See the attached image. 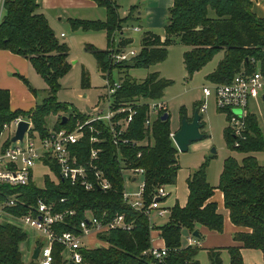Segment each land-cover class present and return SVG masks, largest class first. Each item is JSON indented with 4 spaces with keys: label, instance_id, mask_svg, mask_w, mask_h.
<instances>
[{
    "label": "trees",
    "instance_id": "obj_1",
    "mask_svg": "<svg viewBox=\"0 0 264 264\" xmlns=\"http://www.w3.org/2000/svg\"><path fill=\"white\" fill-rule=\"evenodd\" d=\"M93 1L98 7L105 9L106 22L70 20L71 25L83 31L104 30L108 35L117 28L121 29L124 21L117 16L116 3L113 0ZM38 10L35 0L2 2L0 50L25 57L46 86L44 90L36 91L23 79L34 95L37 96L38 92L44 94L41 102L27 114L21 111L11 112L9 92L0 90V133L3 124L16 117L27 116L34 131L44 136L48 131L47 118L66 111V107L56 101V93L59 90V79L68 69V48L58 43L45 16ZM164 32L163 40L154 34L145 33L138 55L116 66L110 65L108 50L87 48L94 57L99 73L115 68L121 75V88L115 95L116 102L130 101L138 97L161 98L163 90L170 82L161 78L158 73H150L141 83L128 78L126 73L131 68L147 69L163 62L173 36L188 48L183 53V65L190 76L219 52L223 53V58L207 76L213 84L228 83L241 69L251 72L257 64L264 71V18L253 12L251 0H173ZM128 43V40H121L119 45L126 47ZM89 87L88 75L83 70L81 88L85 90ZM145 113L144 107L138 110L127 137L135 141L148 138L149 145L125 149L124 155L133 166L144 169L143 200L144 205L148 206L158 187L174 184L179 166L178 151L170 138L168 120L161 121L159 118L152 124L149 132L142 126ZM180 114L186 116L184 109ZM73 115L67 117L63 125V116H60L53 129H72ZM75 115L81 117L80 113ZM224 139L230 151L242 155L240 161L232 156L224 160L217 187L223 194L224 207L229 212L231 223L247 230L235 233L233 240L240 243L242 248L260 250L264 258V163L260 165L254 156L257 153L264 154V136L259 130L255 115L249 113L246 117V140L239 147H233L234 138L227 129L224 131ZM85 145L81 143L82 150H86ZM112 151V146L107 144L101 164L112 182V189L108 192H86L61 180L58 183L52 182L46 176L43 188L36 187L33 182L23 187L0 185V197L15 196L18 200L17 206L9 209L14 215L26 214L29 206L35 205L37 200L51 205L58 212L74 211V216L54 227L57 233L70 231L78 234V226L85 218V212H90L104 221L123 215L125 222L131 224V229L110 230L98 234V239L105 242L107 247L81 248V264H199L196 258L199 249L182 245V231L186 230L192 236L197 226L219 233L223 230V216L217 213V205L210 201L215 188L206 181L208 164L203 163L187 179L188 197L185 206L174 205L170 209L166 224L156 228L160 230V236L168 250L163 261L156 262L143 254L151 246L150 231L153 228L143 212L135 211L124 204L123 183L116 165L111 162ZM138 152L141 156L137 159ZM50 167L54 175L58 176L56 167L51 163ZM63 199L61 203L60 200ZM24 239L25 235L20 227L9 222L0 223V264H25L19 250ZM41 244L38 242L36 247ZM227 251L230 264H243L238 247L228 248ZM62 254V247L54 244L52 264H73L64 261ZM207 256L209 264H223L221 250H209Z\"/></svg>",
    "mask_w": 264,
    "mask_h": 264
},
{
    "label": "built area",
    "instance_id": "obj_2",
    "mask_svg": "<svg viewBox=\"0 0 264 264\" xmlns=\"http://www.w3.org/2000/svg\"><path fill=\"white\" fill-rule=\"evenodd\" d=\"M2 2L0 0V17L2 14ZM252 5L264 0H251ZM139 31L138 28H134ZM63 36V35H62ZM108 60L111 66H116L130 61L139 52L129 50L128 47L112 48L108 50ZM115 68L100 73L105 79L104 89L106 91V107H93L87 113H80L81 117L75 114L72 116L74 124L72 129H48L44 136H40L33 129L31 121L27 116H19L8 123L3 124L0 133V185L10 187H23L32 182L34 167L40 164L46 167L54 175L50 167L53 164L58 176H55V183L59 180L68 183L70 186H78L86 192L102 191L108 192L112 189V182L101 167L102 154L105 146L110 144L113 148L111 162L117 167L118 174L122 179L123 190L122 200L124 204L135 211H141L147 216L150 226L153 228L151 214L163 218L169 215L170 210L160 207V200L167 194L163 186L156 189L152 201L148 206L144 205V169L133 166L130 159L124 155V150L148 146V138L142 141H135L127 137L130 125L140 108H145L143 128L151 131L152 124L167 113L166 102L161 99L134 98L130 101H115V95L121 88V80L111 81V73ZM203 102L198 108L199 113L206 111V99L213 97L218 111L226 113L227 130L233 136V147H239L240 143L246 140V117L250 113V100H263L264 97V71L260 65H256L251 72L241 69L228 83L213 84L212 88H202ZM29 123L27 132L22 141L11 143L19 122ZM8 133L3 140L4 134ZM170 134V138L172 137ZM85 143L86 150L80 145ZM141 156L138 152L137 159ZM126 174L129 176L126 177ZM131 184L135 185L136 191L129 192ZM64 201L60 200L62 203ZM18 200L15 196L0 197V220L13 219L20 224L37 231L43 238L37 257L38 264H52V247L58 244L62 247L63 253H69V261L73 264L82 263V255L79 250L85 246L82 240L94 234L106 233L110 230L129 231L131 224L126 223L123 215H116L108 221L85 212V218L79 223L78 234L65 231L57 233L54 227L63 223L66 218L74 216V211L58 212L51 205L37 200L35 205H30L26 214L14 215L9 209L17 206ZM104 217V215H103ZM153 230V229H152ZM151 240V239H150ZM100 241V240H99ZM198 241L190 236L188 246L196 247ZM87 247V246H86ZM166 248L157 249L152 245L144 252L156 262H162L167 256Z\"/></svg>",
    "mask_w": 264,
    "mask_h": 264
},
{
    "label": "rangeland",
    "instance_id": "obj_3",
    "mask_svg": "<svg viewBox=\"0 0 264 264\" xmlns=\"http://www.w3.org/2000/svg\"><path fill=\"white\" fill-rule=\"evenodd\" d=\"M172 3L173 0H116L118 8L117 16L120 20L124 21L122 22L124 24L121 23L120 27L123 30V32L121 31L122 35L129 36L132 39V44L128 47L129 50L139 52L142 37L147 32L158 35L164 34V28L167 24L169 9ZM258 4L264 6L262 2H258ZM132 12L134 16L128 18ZM60 17L61 20H58L55 16L46 18V20L58 43L68 48L66 58L68 69L66 74L59 79V90L56 93V101L64 105L66 111L49 116L46 120L48 129L55 126L60 116L69 117L75 113H87L95 106L105 109V79L98 72L94 57L87 51V48L93 47L101 51L112 49L114 44L117 46L122 36L119 28L108 35L104 30L83 31L80 28L73 27L70 20H68L106 22L107 14L105 9L101 7L85 10L71 8L61 14ZM126 20L127 22H125ZM117 25L115 26L117 27ZM137 27L141 28L142 31L140 33L133 31ZM61 35L63 36L61 37ZM160 38L162 39V37ZM187 50L188 48L183 46L177 37L173 36L170 38L167 57L163 62L147 69L131 68L126 73L128 78L138 83L143 82L150 73H158L163 79L170 82V85L163 90L160 99L166 102L167 114L169 115V129L173 133L180 126V112L182 109H184L188 118L193 115L196 106L200 107L203 102L202 88H212L213 86V83L207 79V76L216 69L218 63L223 58L222 52L217 53L209 63L190 76L183 65V53ZM83 70L87 73L90 84V87L85 90L81 88V74ZM120 78L121 75L117 70L111 73V81L118 82ZM30 83L36 91L40 86H44V82L38 76L33 77ZM42 96L44 97V94ZM206 105L205 113L200 114L205 124L201 131L206 138L191 144L186 153H178L177 162L181 172L190 171L192 173L203 163H207V181L212 185H216L219 182L218 179L224 160L232 156L237 161H240L242 155L230 151L226 145L224 139V131L227 129L226 113L217 110L213 97L206 99ZM248 106L249 112L253 113L257 118L259 130L264 136L263 102L261 99L250 100ZM7 135L8 133H5L2 139L5 140ZM259 156L262 155L260 154ZM260 158L258 159L260 163H258L263 165ZM46 176L49 180L55 182L53 181L56 179L55 176L46 167L37 164L33 170V184L38 188H43ZM126 177L128 178L129 176L126 174ZM174 187L172 185L166 186L169 200L167 205L169 207L174 205L175 200H178L177 205L182 203L181 199L176 198ZM128 188L129 192L136 191L134 184H131ZM150 218L156 224V228L166 224L168 219L165 216L157 220L153 218V213ZM2 222H9L21 228L25 235V239L19 245L22 260L25 264H38L37 260H32V254L38 242L41 243L42 236L37 231L20 224L16 220L1 219L0 223ZM185 237L186 235L182 233L181 240ZM89 242L90 239L87 238L82 240L83 246L89 247ZM99 245L98 241L95 246L99 247ZM62 258L66 262L69 261V253L66 251L62 254Z\"/></svg>",
    "mask_w": 264,
    "mask_h": 264
},
{
    "label": "crops",
    "instance_id": "obj_4",
    "mask_svg": "<svg viewBox=\"0 0 264 264\" xmlns=\"http://www.w3.org/2000/svg\"><path fill=\"white\" fill-rule=\"evenodd\" d=\"M35 1L38 4V8H39L38 12L43 14L45 18H50L51 16H55L58 18V20H61L60 17L61 14L65 13L67 10L71 8L85 10V9H93L95 7H98L95 1L93 0H35ZM113 1L116 3V0ZM252 10L258 17L264 18V6L259 4L252 5ZM133 16L134 15L132 12L131 14H129L128 18H131ZM127 20L125 22H127ZM138 29L139 31H135L134 29L133 31L136 33H140L142 30L141 28ZM121 31L123 32L122 28L119 31L120 34L122 35ZM147 33L154 34L152 32H147ZM154 35L162 37L163 40L165 32L163 35H158V34H154ZM121 40H128L130 42L128 43V45H126V47H129L132 44L131 37L122 35L117 46H115L114 44L113 48L115 47L122 48L119 45ZM37 76L38 75L33 71V69L29 64V61L25 57L11 53L6 50H0V90H6L9 92V109L11 112L21 111L27 114L35 108L38 102H41L43 98L42 96L43 93L41 94L38 92L37 96L34 95L30 91L26 83L23 81V79L26 80L29 86L33 88L31 86L30 81L33 77H37ZM44 89H45V83L44 86H40V88L37 91H41ZM201 123L203 126H205L204 122L202 121V116H201ZM171 133H173V131H171ZM258 154L259 155L261 154L262 156H259ZM254 156L256 157L258 162H259L258 159L261 157L260 159L264 163L263 153H257ZM180 172L181 171L179 166L174 184L172 186H175L174 188H175L176 198L181 199L180 201H182V203H180L179 206L184 207L188 197V188L186 182L189 176L192 174V172L190 171H184L181 173ZM206 181H207V175H206ZM208 184L215 188L214 194L211 197L210 201L214 202L217 205V213L223 216V230L221 233H219L215 231H210L203 226H197L196 230L199 234V238H195V239L198 240L199 243L196 246L199 249V252L196 257L197 260L199 261V264H209L207 251L215 250V249L221 250L222 263L230 264V258L227 249L233 247L239 248L243 264H264L263 254L260 250L242 248V245L240 243H237L233 240V235L235 233L247 232V230L235 226L231 223L229 218V212L224 207L223 194L219 189H217L219 182L216 185H212L209 182ZM163 187L166 192V186ZM168 201L169 200L167 194V196L164 199L160 200L159 202L160 207L170 210L175 204H178V200H175L174 205H171L172 207H169L167 205ZM153 218H156L157 220L161 219L156 214H153ZM151 223L153 225V230L150 231L151 245L157 249L165 248L164 241L160 236V230L156 229V224H154L153 222ZM182 233L186 235V237L181 240L182 245L188 246V238L190 237V235L186 230H183ZM87 239H90L89 248L92 249L96 247L95 245L99 241L97 240L94 234L90 235ZM41 241H43V238L41 239ZM99 243H100L99 246L107 247V244L105 242L99 241Z\"/></svg>",
    "mask_w": 264,
    "mask_h": 264
},
{
    "label": "water",
    "instance_id": "obj_5",
    "mask_svg": "<svg viewBox=\"0 0 264 264\" xmlns=\"http://www.w3.org/2000/svg\"><path fill=\"white\" fill-rule=\"evenodd\" d=\"M264 102V97H263ZM169 115L164 113L161 116V121L168 120ZM67 117L63 116L61 119V125L65 124ZM29 123L21 121L16 126L14 135L10 139L11 143L22 141L24 134L27 132ZM203 125L201 123V115L198 108L194 110L191 118L181 116L180 126L178 130L172 134L171 140L178 151V153H186L191 144L197 141H201L204 138V134L201 132ZM194 238H199L197 230L192 234ZM39 248L36 247L32 254V260H37Z\"/></svg>",
    "mask_w": 264,
    "mask_h": 264
}]
</instances>
